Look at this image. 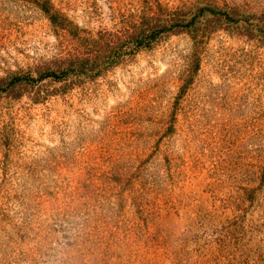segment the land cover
Returning <instances> with one entry per match:
<instances>
[{"label":"rangeland","instance_id":"obj_1","mask_svg":"<svg viewBox=\"0 0 264 264\" xmlns=\"http://www.w3.org/2000/svg\"><path fill=\"white\" fill-rule=\"evenodd\" d=\"M0 264H264V0H0Z\"/></svg>","mask_w":264,"mask_h":264},{"label":"trees","instance_id":"obj_2","mask_svg":"<svg viewBox=\"0 0 264 264\" xmlns=\"http://www.w3.org/2000/svg\"><path fill=\"white\" fill-rule=\"evenodd\" d=\"M158 20L159 18L154 19L155 23H153V25L144 23L141 24V22H133V20L123 21L119 29H117L114 33L107 34L108 41L106 42L108 43H105L107 44V47H103V49L99 50L98 53H94V58L109 59L111 57L114 58V54L118 58L119 56H122L126 53L135 51L134 48L137 49L141 47L145 40L147 43H149V41L153 39L157 33L166 30L165 26L162 27L160 23H157ZM53 21L56 22V19H53ZM170 23L171 24L167 27L170 30L172 27H176L179 24L176 20L170 21ZM147 30H151L149 34L146 33ZM91 56L92 55L85 56L84 59H81L82 62H88ZM72 62L73 61L68 64L69 66L66 70H64V72H76L77 70L80 71L79 67L76 65H79L81 61L77 62L74 66Z\"/></svg>","mask_w":264,"mask_h":264}]
</instances>
